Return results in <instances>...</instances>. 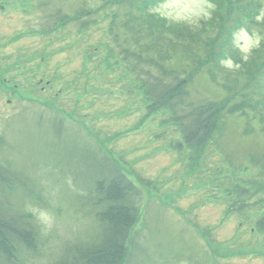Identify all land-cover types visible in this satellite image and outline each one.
Listing matches in <instances>:
<instances>
[{"label": "rangeland", "instance_id": "374dc122", "mask_svg": "<svg viewBox=\"0 0 264 264\" xmlns=\"http://www.w3.org/2000/svg\"><path fill=\"white\" fill-rule=\"evenodd\" d=\"M211 1L163 0L149 11L117 1L81 27V13L104 0H0V174L15 184L0 185V203L7 198L38 234L36 253L21 252V264H57L95 239L89 189L104 165L137 194L125 264H264L256 228L264 192L248 183L259 172L251 159H264V90L244 112L224 108L214 143L198 153L168 109H148L143 81L163 70L165 81L181 71L187 101L223 107L240 69L264 61V28L251 27L240 0H221L220 10L244 23L233 36L244 56L219 67V57L209 58L203 34L219 25ZM261 2L254 19L264 21ZM148 15L189 29L161 30ZM235 199L248 205L232 211Z\"/></svg>", "mask_w": 264, "mask_h": 264}, {"label": "trees", "instance_id": "16d2710c", "mask_svg": "<svg viewBox=\"0 0 264 264\" xmlns=\"http://www.w3.org/2000/svg\"><path fill=\"white\" fill-rule=\"evenodd\" d=\"M117 1L120 5L126 4L132 8L142 6L143 9L149 11L163 0H104L97 9L89 10L87 13L82 12V19H79V14L77 15V19L82 20L81 27H84L87 22H94V19L85 21L83 20L84 17H94L98 12ZM261 1L240 0V5L245 7L248 4L247 12L251 13V27L256 29L264 28V21L254 19L261 9ZM211 3L215 6L211 15L219 25H213V22V26L207 29L203 36L205 38L204 42L210 45L209 58L219 57V65L216 64L219 67L222 59L227 60L232 56L242 57L236 46H234L233 36L239 28L243 27L244 23L240 20V17L237 22L233 23L225 14L226 12L220 10L221 0H212ZM153 16L148 15L147 18H151L152 23L157 22L161 30L174 28L179 34H184L185 30L189 29L187 25L175 24L162 17ZM224 16L227 17V22H224ZM151 22L148 21V23ZM126 52L128 51H124L125 55ZM132 56L134 59H142L140 56H136L137 58L134 55ZM126 57L129 56L126 55ZM240 70L241 72L237 77L239 80L238 87L234 90H228L223 107L217 101L210 100L200 104L187 101L184 87L188 81L180 79L178 73L181 74V71L176 72V75H172L173 79L171 81H165L164 78L171 75H164L163 70L162 75L155 76L153 81H143L148 87L147 98L151 102L148 109H168L172 114L171 121L180 130L183 144L188 150H196L198 153L207 144L214 143V132L217 130L221 116L225 112L228 111L227 113L230 114L238 111L244 112L249 101L262 94L259 91L264 90V61L256 62L250 68L243 66ZM231 91L233 92L231 93ZM262 95L264 96V92ZM218 118L219 121H217ZM258 160L256 156L251 159L252 163L259 164L258 179L248 181L253 194L264 192V159H262V162ZM100 172L92 181L89 189V197L93 206L90 205V207L94 208L96 206L98 208L94 213V218L98 222L100 230L92 242L81 247L76 245L57 264H125L127 242L139 216L136 205V190L132 183L117 169L104 165L101 167ZM10 180L7 175L0 174V185L3 191H5V187L9 188V191L11 186L14 187L15 184H11ZM233 190L240 197L248 192V189H236V187ZM6 199L5 197L2 198L3 203H0V264H21L19 257L21 252L36 253L35 243L38 234L33 225L22 222L25 215L17 217V214L10 212ZM247 205L246 201L235 199L230 208L233 211L235 208V210H238ZM27 218L26 215L23 219ZM256 228L259 232L264 230V213L258 218Z\"/></svg>", "mask_w": 264, "mask_h": 264}, {"label": "flooded vegetation", "instance_id": "af4514ba", "mask_svg": "<svg viewBox=\"0 0 264 264\" xmlns=\"http://www.w3.org/2000/svg\"><path fill=\"white\" fill-rule=\"evenodd\" d=\"M4 8H2L1 6H0V10H3ZM7 81V80H6ZM39 81H50V80H48V79H44V78H41V79H39Z\"/></svg>", "mask_w": 264, "mask_h": 264}]
</instances>
